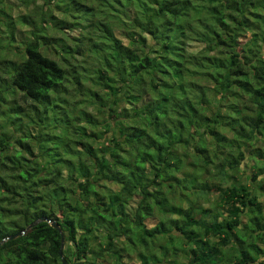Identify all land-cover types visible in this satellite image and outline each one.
Instances as JSON below:
<instances>
[{
	"label": "trees",
	"instance_id": "obj_1",
	"mask_svg": "<svg viewBox=\"0 0 264 264\" xmlns=\"http://www.w3.org/2000/svg\"><path fill=\"white\" fill-rule=\"evenodd\" d=\"M8 7L0 0V264L60 262L65 230L69 264L131 253L264 264L263 203L228 177L246 148L264 162V0H42L16 17ZM88 79L98 88L83 91ZM211 193L219 203L203 205ZM41 216L50 221L25 229Z\"/></svg>",
	"mask_w": 264,
	"mask_h": 264
},
{
	"label": "rangeland",
	"instance_id": "obj_2",
	"mask_svg": "<svg viewBox=\"0 0 264 264\" xmlns=\"http://www.w3.org/2000/svg\"><path fill=\"white\" fill-rule=\"evenodd\" d=\"M7 2L9 3L8 7L10 13H12V15L14 17H16L18 15V13H22L25 10L26 11H31L33 8H35L34 6L38 5L39 3H42V0H36L34 3H29L27 5H24L23 3L21 4L20 0H7ZM259 11L261 13H264V8L260 7ZM26 29H28V26L26 25H22V27H20V35H17V39L21 40H28L30 39L31 35L28 34L26 31ZM49 33L50 34H57L55 32V30H51L49 29ZM242 34H238L236 36V45L238 48L242 47L244 42L248 40V38L251 35V30L248 29H243L241 31ZM148 41L151 42V40L148 38ZM19 42V41H18ZM203 46V41H189V47L188 49H197ZM57 55V54H56ZM83 91H87L90 90V88H98L97 85H94L93 82L91 80H86L83 84ZM72 95L70 96L72 101H79L80 99L82 100V98L84 97L82 94H78V93H74V91H71ZM19 97V96H18ZM18 100H20V98H18ZM122 104V103H121ZM65 106H67L65 104ZM77 106H82L85 107L87 106L85 101L84 103H81ZM90 112H92L95 115V119L99 120L101 118V114L100 112L96 109L95 106L92 105H88L86 107ZM88 127L90 129H94L96 132L100 131L101 129V125L99 123V121L95 122V124H88ZM18 135V133H16ZM14 134V135H16ZM31 144L33 145V148L35 149V151L37 150V146H36V140L34 139V136L32 138L29 139ZM93 141V140H92ZM94 145H97L98 142L93 141ZM18 145V142L14 139L12 140V147H15ZM256 147H260L258 148V150H255V153L259 156V152H261L263 150L264 147V142L263 141H256L255 143ZM80 148V145L78 146ZM246 154H245V159L242 162V166L241 168H239L236 171H232L229 172L228 177L230 179L231 182H246L247 184H249V188L252 190L253 193H256L257 196V200L260 201L261 203H263V207H264V162L261 161V163H259V166L255 165V160L253 159V157L249 154L247 148H246ZM82 153V149L80 148L78 151H76V153ZM257 164V163H256ZM258 167H260V169L262 170V172L259 174V176L257 177V179L255 180H250L247 174H250L251 172H255L257 173L258 171ZM247 173V174H246ZM106 184H110V183H106ZM112 186H115V184H110ZM200 202H202V204L207 205L208 203H219L218 199L216 198V195L214 193L209 194L208 198H200L199 199ZM244 218V215H242ZM103 238V234L101 231H95V234L93 235L91 244L92 247L94 248H98L100 246L99 242L100 240ZM65 239V238H64ZM262 244V243H260ZM102 246V244H101ZM68 244L67 241L64 240L63 241V249L67 248ZM92 257V256H91ZM107 261L106 263L103 264H150L151 260H149V262H145V260L143 258H141L139 256V253H131L129 255H121V257L114 259L113 257L106 255ZM179 259H184L183 257H179ZM258 259L260 260L261 257H258ZM259 260H256L257 262ZM60 262H56L55 264H60ZM251 264H256V263H251Z\"/></svg>",
	"mask_w": 264,
	"mask_h": 264
},
{
	"label": "water",
	"instance_id": "obj_3",
	"mask_svg": "<svg viewBox=\"0 0 264 264\" xmlns=\"http://www.w3.org/2000/svg\"><path fill=\"white\" fill-rule=\"evenodd\" d=\"M44 219L50 221V219H49L48 217L41 216V217H39V218L33 220L31 223H29V224L26 226L25 229L30 228V227L33 226L35 223H37L39 220H44ZM51 225H52L53 227H55V228L60 229L58 223H57L55 220H52ZM22 232H24V230H22V231H20V232H17V233H15V234H13V235H10L9 238H12V237H14L15 235H17V234H19V233H22ZM68 234H69L68 230H65L64 233L61 234V245H60V248H59V254H60V261H61V264H69L67 258H66V257L63 255V253H62L63 241H64L65 236L68 235ZM4 239H5V238H2V239L0 240V244H1V242H2Z\"/></svg>",
	"mask_w": 264,
	"mask_h": 264
}]
</instances>
